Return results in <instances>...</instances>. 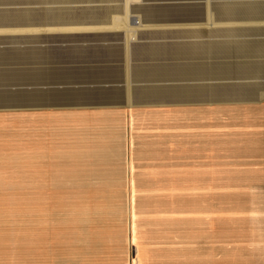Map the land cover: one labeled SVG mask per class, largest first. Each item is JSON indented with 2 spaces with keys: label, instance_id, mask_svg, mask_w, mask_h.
<instances>
[{
  "label": "crops",
  "instance_id": "1",
  "mask_svg": "<svg viewBox=\"0 0 264 264\" xmlns=\"http://www.w3.org/2000/svg\"><path fill=\"white\" fill-rule=\"evenodd\" d=\"M147 153L213 154L231 264H264V0H0V264H172L137 255V188L172 185Z\"/></svg>",
  "mask_w": 264,
  "mask_h": 264
},
{
  "label": "rangeland",
  "instance_id": "2",
  "mask_svg": "<svg viewBox=\"0 0 264 264\" xmlns=\"http://www.w3.org/2000/svg\"><path fill=\"white\" fill-rule=\"evenodd\" d=\"M194 156V163L193 155L191 154L189 157V159L192 158V161L190 165L191 169H189L188 174V169L179 167L185 164L188 165V161L185 162V160H187V154L184 153L179 155L181 160L178 161L177 166L181 169L180 177L175 176V165L170 162L174 161L176 156L172 159L171 154L148 155L147 153V155H142V159L146 161L143 167L133 169L134 177L143 179L167 178L170 183L172 182L171 187L168 188L153 186L147 187L143 191H139L141 188H137L138 191L133 200L132 210L135 238L139 243L137 247L138 257H143L146 261L150 262L167 261L172 264H187V261L183 262L178 258L187 260L188 234L191 233V256L192 258L194 257L196 261L199 258L212 257L211 248L213 249L212 245L214 242L217 243V240L218 250H223L221 252V258L227 260L226 263L230 261L228 263L231 264L234 263V261L238 262L240 260V258L235 259V257H238L240 251L237 250L234 245L237 238H234V240H236L233 242L228 240V238L232 237L231 235L235 237V225L240 219L238 218L239 213L245 210L244 205L243 210L242 206H240L242 205V201L240 204V201L238 202L235 199L236 197L240 198V196H236L235 194L240 187L229 184L223 186L204 185L203 182L208 181L207 178L209 173L213 170L209 171L204 169L203 163L206 161V165H208L210 161H213L214 155L194 154ZM235 157H237V154L227 153L226 161L233 160ZM201 158L202 160H198ZM164 160H167L169 164L166 165ZM193 166L195 169L201 167L199 171L202 169L206 170V175L199 177V179L191 178L189 182L187 176L190 178V175L195 171ZM74 173L77 174L78 172L75 171ZM234 173V170H227L226 181H231L229 178L233 176ZM67 176L71 177L77 175L72 174V171H67ZM193 179L195 184L192 182ZM220 190L226 195L223 199L218 195ZM203 192L204 195L206 193V197H208V203L204 213L202 210H199L197 216L199 215L198 218H200L198 219L195 215V206L197 205L199 197L204 196L201 195ZM170 198L174 201L182 200L178 202V209L169 202ZM187 201L193 206L191 207L193 212L191 213L192 218L189 217V221L188 218L186 220L184 216V214H186ZM252 203L254 205V202ZM194 216L196 217L194 218ZM158 222L164 223L165 226H159L157 224ZM224 222L228 224L223 225ZM220 224L223 226L220 227ZM186 225H189V228L186 227ZM221 228L222 230L218 232ZM203 229L205 230L204 233H202V231H204ZM198 232L200 233L199 235ZM225 234L230 236L226 239ZM130 255L131 257H135L134 245L130 247ZM261 255H264L263 250L258 251V254L255 256ZM248 256L250 257V254Z\"/></svg>",
  "mask_w": 264,
  "mask_h": 264
},
{
  "label": "bare ground",
  "instance_id": "3",
  "mask_svg": "<svg viewBox=\"0 0 264 264\" xmlns=\"http://www.w3.org/2000/svg\"><path fill=\"white\" fill-rule=\"evenodd\" d=\"M182 200H172L171 198L169 199V202L172 204V206L174 205V207H176L177 209H178V202H181ZM206 203H207V200H206V198H205V196H202V197H199V200H198V202H197V205L195 206V208H196V213H195V215L197 216V214H199V210L201 211L202 210V212L204 213L205 211V207H207L206 206ZM191 203L189 202V201H187L186 202V211H185V213L186 214H184V216H185V218H186V220H187V218H188V221H189V217H191L192 218V210H191ZM195 211V210H194ZM204 215V214H203ZM202 215V216H203ZM196 216H194V218L196 217ZM199 216V215H198ZM198 216H197V218H198ZM200 218V217H199ZM198 218V219H199ZM202 218V217H201ZM203 218H204V216H203ZM202 221H203V219H202ZM159 226H165L164 225V223H162V222H158L157 223ZM186 227H188L189 228V225H186ZM202 233H203V231H202ZM200 233L198 232V235H199ZM153 247V246H152ZM155 249V248H154ZM156 250V249H155ZM179 260H181V261H183V262H185V261H187L186 259H183V258H178Z\"/></svg>",
  "mask_w": 264,
  "mask_h": 264
}]
</instances>
